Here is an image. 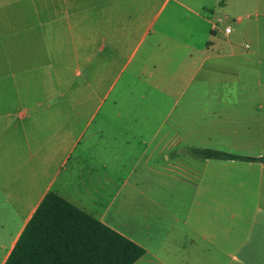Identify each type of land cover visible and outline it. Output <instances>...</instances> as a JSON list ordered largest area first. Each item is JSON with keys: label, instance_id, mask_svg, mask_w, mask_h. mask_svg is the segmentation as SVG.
<instances>
[{"label": "rangeland", "instance_id": "1", "mask_svg": "<svg viewBox=\"0 0 264 264\" xmlns=\"http://www.w3.org/2000/svg\"><path fill=\"white\" fill-rule=\"evenodd\" d=\"M43 3V9L28 12L38 11L36 21L44 25L4 30L0 23V50L6 30L24 32L26 27L28 49L55 48V65L44 61V67L32 70L40 63L29 57L28 71L10 73L0 53V97L89 98L81 119L86 135L118 130L124 132L122 140L148 143L153 132L172 131L167 139L175 144L167 153H177L180 164L154 186L160 193L188 195V203L201 187L202 225L218 230L219 247L211 237L198 239V246L173 245L167 264H264V162L195 154L215 149L264 156V102H259L264 99V0H188L202 4L199 15L176 0H159L151 9L157 19L145 38L131 33L114 42L98 38L101 26L91 17L99 10L74 8L55 24V0ZM227 26L233 31L225 36ZM231 50L262 56L250 63L209 58ZM179 178L186 185L172 189L167 181ZM14 223L0 216V228ZM175 227L173 235L189 230L182 223Z\"/></svg>", "mask_w": 264, "mask_h": 264}, {"label": "crops", "instance_id": "2", "mask_svg": "<svg viewBox=\"0 0 264 264\" xmlns=\"http://www.w3.org/2000/svg\"><path fill=\"white\" fill-rule=\"evenodd\" d=\"M158 1L55 0V24L60 23L61 13L70 15L74 8L99 10L91 17L94 22L99 20V40L114 42L126 38L121 35L139 32L145 38L157 19L151 17V9ZM176 4L195 15L202 7L189 5L188 0H176ZM43 6V0H0V23L4 30L11 25H44L36 21L38 11L28 12ZM27 18L35 20L29 22ZM23 29L13 32L9 28L4 33L5 46L0 53L10 64L7 71H28L24 65L29 57L38 58L40 63L32 70L44 67V61L55 65V48L28 49L27 30ZM261 56L260 51L231 50L209 58L228 57L250 63ZM89 102L85 97H0V216L12 217L15 222L9 228H0V264L5 263L49 191L143 246L146 253L134 264H167L173 245L184 248L183 244L190 242L198 246V239L209 237L216 239L217 249L218 230H205L202 225V188L195 189L190 195L193 202L188 203V195L160 193L154 186L155 181L163 183L165 174L172 176L171 168L180 164L177 153H167L175 144L167 139L172 131H155L148 143L136 138L122 140L124 132L118 130L99 129L86 135L81 119L83 106ZM157 173L162 177L154 180ZM167 182L175 190L186 185L182 178ZM177 223L189 230L180 229L173 235Z\"/></svg>", "mask_w": 264, "mask_h": 264}, {"label": "trees", "instance_id": "3", "mask_svg": "<svg viewBox=\"0 0 264 264\" xmlns=\"http://www.w3.org/2000/svg\"><path fill=\"white\" fill-rule=\"evenodd\" d=\"M203 158L264 162L215 149ZM146 249L93 215L49 191L24 227L4 264H134Z\"/></svg>", "mask_w": 264, "mask_h": 264}, {"label": "built area", "instance_id": "4", "mask_svg": "<svg viewBox=\"0 0 264 264\" xmlns=\"http://www.w3.org/2000/svg\"><path fill=\"white\" fill-rule=\"evenodd\" d=\"M232 31H233L232 27H231V26H227V27L225 28V30H224V33H225L226 36H228L229 34L232 33ZM246 46L249 47L248 44H246Z\"/></svg>", "mask_w": 264, "mask_h": 264}]
</instances>
